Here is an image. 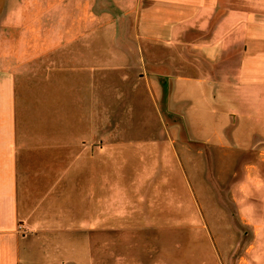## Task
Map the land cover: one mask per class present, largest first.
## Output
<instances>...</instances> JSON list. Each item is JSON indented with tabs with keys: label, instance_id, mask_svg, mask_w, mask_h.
Listing matches in <instances>:
<instances>
[{
	"label": "crops",
	"instance_id": "obj_1",
	"mask_svg": "<svg viewBox=\"0 0 264 264\" xmlns=\"http://www.w3.org/2000/svg\"><path fill=\"white\" fill-rule=\"evenodd\" d=\"M0 1V264L75 261L99 228L110 96H138L132 122L264 127V0Z\"/></svg>",
	"mask_w": 264,
	"mask_h": 264
},
{
	"label": "rangeland",
	"instance_id": "obj_2",
	"mask_svg": "<svg viewBox=\"0 0 264 264\" xmlns=\"http://www.w3.org/2000/svg\"><path fill=\"white\" fill-rule=\"evenodd\" d=\"M137 97L110 96L122 118L93 186L99 228L78 234L75 261L60 264H264V127L132 122Z\"/></svg>",
	"mask_w": 264,
	"mask_h": 264
}]
</instances>
